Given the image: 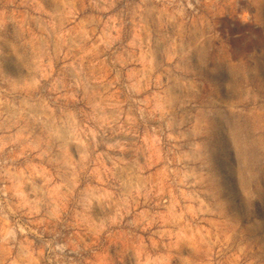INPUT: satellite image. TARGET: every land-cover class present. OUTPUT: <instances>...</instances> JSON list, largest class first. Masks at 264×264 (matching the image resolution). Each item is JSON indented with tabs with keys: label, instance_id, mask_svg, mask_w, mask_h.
Masks as SVG:
<instances>
[{
	"label": "rangeland",
	"instance_id": "1",
	"mask_svg": "<svg viewBox=\"0 0 264 264\" xmlns=\"http://www.w3.org/2000/svg\"><path fill=\"white\" fill-rule=\"evenodd\" d=\"M0 264H264V0H0Z\"/></svg>",
	"mask_w": 264,
	"mask_h": 264
}]
</instances>
